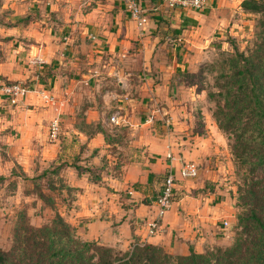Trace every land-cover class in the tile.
Instances as JSON below:
<instances>
[{"label":"crops","instance_id":"0c3cea01","mask_svg":"<svg viewBox=\"0 0 264 264\" xmlns=\"http://www.w3.org/2000/svg\"><path fill=\"white\" fill-rule=\"evenodd\" d=\"M242 1L205 0L195 10L140 0L149 18L138 27L111 0H2L0 83H27L30 91L10 119L0 112V140L27 176L52 163L65 166L69 193L62 190L59 201L53 194L54 209L79 239L124 252L151 244L172 255L226 243L217 230L234 223L232 206L227 198L216 201L220 192L205 189L219 187L230 162L225 137L170 91L184 84L180 74L252 30L256 14ZM36 54L43 65L30 64ZM42 88L56 104L43 101ZM157 108L171 115V131H156L152 123L160 114L146 121ZM116 110L132 122L131 149L118 142L121 127L105 125ZM56 116L61 133L52 142L48 127ZM182 161L198 165L196 178L179 176ZM169 172L175 176L172 208L149 236L147 222L156 216Z\"/></svg>","mask_w":264,"mask_h":264},{"label":"trees","instance_id":"16d2710c","mask_svg":"<svg viewBox=\"0 0 264 264\" xmlns=\"http://www.w3.org/2000/svg\"><path fill=\"white\" fill-rule=\"evenodd\" d=\"M242 7L261 14L254 48L229 57L222 74L214 113L218 127L233 135L235 157L250 164L252 183L241 199L247 212L237 217L240 231L233 245L213 252L171 255L151 244H136L122 254L82 241L59 215L50 225L16 227L9 251L0 249V264H264V0H243ZM41 195V194H40ZM43 197V195H41Z\"/></svg>","mask_w":264,"mask_h":264},{"label":"rangeland","instance_id":"374dc122","mask_svg":"<svg viewBox=\"0 0 264 264\" xmlns=\"http://www.w3.org/2000/svg\"><path fill=\"white\" fill-rule=\"evenodd\" d=\"M1 2L2 0H0V10H2ZM1 14L5 16V12L0 11V25L2 23ZM260 18L261 14H256L252 30L249 33L244 34L242 37L230 40L231 47L228 50L218 52L217 55H214L207 61H201L193 72L180 74V79L184 84H182L176 92L173 93L170 91L171 96H175V99L183 101L184 107L187 110L192 109L193 111L199 112L200 118L201 116L205 117L207 115L208 120L217 126L218 130L225 137V148L230 158L228 166H225L226 168L223 169L222 181H219V187L215 190V184L212 183L211 185L213 186L207 184L205 189L212 192H220L219 199H216V201L224 198H227V200L230 201L229 206H232L235 221L232 225L230 224V226H227L226 229L217 230V233L227 240L225 241L226 243L220 245L213 244L212 247L207 248L205 252H213L217 248H226L233 245L235 238L240 231L237 217L240 214L247 212V206L243 203L241 194L243 189H247L249 184L252 183L251 178L253 177V173L249 169V163L242 162L234 156L232 150L233 135L224 132L218 127L214 113L217 106L223 104V101L218 95V91L224 80L222 74H225L229 70L228 59L235 53V48L245 54H249L250 50L254 48L255 43L258 42L255 34L256 24ZM2 46L3 45L0 43V59L3 57ZM3 84L4 82L0 83V86ZM20 84L28 86L27 83L21 82ZM187 85L190 88L192 87V89L187 88ZM134 89L135 88L133 87L132 90ZM26 95L27 94L20 98L16 104H11L9 103L8 98L0 91V112L5 116V119H10L9 116L12 114L10 110L15 109L16 105H18ZM193 97L195 99H193ZM2 105H5V107H2ZM202 112H205L206 114H202ZM168 115L170 114L168 113ZM210 121L207 122L210 123ZM152 124L157 127L156 131H164L163 129H165L166 132L171 131L163 118L161 120L157 119L156 123ZM130 127L132 126L121 127V132H119L121 135L118 141L121 145L128 147V149H131V141L135 137V134H131ZM119 150L121 149H118V151ZM221 161H223V158H221ZM64 167L65 166L62 164L55 165L52 163L46 168H37L32 176H27L15 161L14 155L9 152L6 143H3L2 140H0L1 250L9 251L11 249L14 244L15 229L23 222L33 227L50 225L52 223L55 216L58 215L54 208H56L57 200L59 201L62 197L60 195L62 194V190H64L66 194L69 193V189L65 186L64 182L67 176ZM92 174L95 175L94 171L91 173V177ZM40 194L43 195V197H41ZM53 194L57 197V200L53 198ZM174 198L175 191L172 197L173 201ZM223 228L225 227L223 226ZM113 251L119 254L124 253V251H118L116 249H113Z\"/></svg>","mask_w":264,"mask_h":264},{"label":"built area","instance_id":"2783aa9c","mask_svg":"<svg viewBox=\"0 0 264 264\" xmlns=\"http://www.w3.org/2000/svg\"><path fill=\"white\" fill-rule=\"evenodd\" d=\"M112 2L121 3L128 13L129 17L137 24L138 27H143L149 18V13L145 7L142 6L140 0H111ZM166 6L169 9L182 8V9H203L205 7V0H165ZM156 9V8H155ZM30 64L41 66L44 64L43 60L37 54L34 55L29 61ZM16 83H4L0 86L1 93L6 96L9 103L16 104L20 98L27 94L30 89L28 86ZM38 95L43 101L48 104H56V97L53 96L47 89L42 88L37 91ZM157 114L162 115L167 126L172 124V117L168 115L165 110L156 109L146 118V121L152 123ZM105 125L108 129L113 130L117 127L131 126L129 117L120 110L114 111L106 119ZM61 133V121L58 116L53 117L48 127V138L54 142L58 139ZM166 158L170 161L175 159L171 151L166 153ZM179 176L183 179H193L198 176V165L193 161H182L179 167ZM175 188V176L172 172H169L162 184V189L159 196L156 199V216L147 222V234L154 236L157 234L161 227L163 216L172 208L173 194ZM131 194V192H129ZM226 227L228 224L223 222Z\"/></svg>","mask_w":264,"mask_h":264}]
</instances>
